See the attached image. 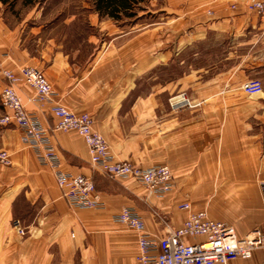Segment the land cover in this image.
<instances>
[{
    "label": "crops",
    "instance_id": "1",
    "mask_svg": "<svg viewBox=\"0 0 264 264\" xmlns=\"http://www.w3.org/2000/svg\"><path fill=\"white\" fill-rule=\"evenodd\" d=\"M250 1L179 0L172 12L165 5L174 17L159 25L160 45L85 55L56 50L51 26L39 22L44 4L0 1V92L10 85L3 71L37 68L55 93L52 105L91 116L116 159L167 166L174 186L157 199L133 179L91 173L82 138L52 131V106L31 103L33 89L18 80L11 86L51 130L62 170L90 177L104 207L69 208L51 170L22 144L17 128L0 126V150L11 162L0 165V264H134L137 234L114 222L126 206L159 237L182 225L188 214L179 206L188 202L192 212L204 210L233 227L238 238L264 232V88L257 99L241 91L247 80L264 81V20L247 9ZM171 65L178 76L155 82V68L166 72ZM144 76L149 90L140 92ZM176 91H186L199 106L173 112L166 102ZM6 113L0 104V116ZM15 219L22 220L24 236L14 231ZM251 256L228 264H264V248Z\"/></svg>",
    "mask_w": 264,
    "mask_h": 264
},
{
    "label": "built area",
    "instance_id": "2",
    "mask_svg": "<svg viewBox=\"0 0 264 264\" xmlns=\"http://www.w3.org/2000/svg\"><path fill=\"white\" fill-rule=\"evenodd\" d=\"M232 8H234L232 6ZM247 9L264 20V0L247 2ZM2 75L10 83L0 92V104L7 111L0 116V126L14 125L21 133L22 144L29 147L41 166L48 167L55 183L69 208L76 210H101L104 207L92 179L88 176L69 174L62 170L61 160L52 144L50 129H45L40 120L28 112L11 84L23 81L34 91L29 98L37 105L50 104V114L56 119L52 131H75L87 147L90 167L111 179L122 181L133 179L155 198H163L173 191V178L165 165L138 167L130 161L113 157L104 137L93 130V121L87 113L77 114L53 103L54 95L50 84L40 70L31 66L20 69L18 75L3 71ZM241 91L250 97L263 92V82L250 79L242 83ZM199 104L191 103L186 94L173 96L169 101L172 111L185 107L190 109ZM0 165L10 166L9 155L0 150ZM264 197V182H261ZM188 216L181 226L167 231L165 235L155 236L145 230L144 222L133 206L123 207L115 216L118 222L129 231L137 234L138 252L134 264H228L233 260H248L255 250L264 248V232L254 229L242 238L236 236L233 227L211 220L203 210L192 212L190 203L179 206ZM13 229L20 236L25 235L22 220L15 219ZM199 239L187 243L185 240Z\"/></svg>",
    "mask_w": 264,
    "mask_h": 264
},
{
    "label": "rangeland",
    "instance_id": "3",
    "mask_svg": "<svg viewBox=\"0 0 264 264\" xmlns=\"http://www.w3.org/2000/svg\"><path fill=\"white\" fill-rule=\"evenodd\" d=\"M42 2L41 4H44L42 7L44 18L40 19L39 22L41 24L48 22L51 26L48 35L50 38L53 37L54 45L57 47L56 50L59 52L77 51L78 55H85L96 49L160 45L159 25L164 26L171 21L174 14H168L167 12H172L173 9L180 7L179 0L168 2L167 0H151L144 5V10L138 11L136 20L116 22L112 19L101 18L94 13L89 0H44ZM165 5L171 10L164 12ZM25 13L26 8H23L22 15ZM155 75V82L162 84L169 78L177 77L178 70L176 65H171L166 72L159 67L155 68ZM261 81L264 88V81ZM147 84L146 77H142L138 84L139 91L149 90ZM184 93L191 103L199 104L186 91L173 92L170 98ZM262 93L257 97L249 96V98L257 99L262 97ZM170 98L166 102L168 107ZM185 109L191 110L185 107L173 112L178 113ZM90 170L93 174L101 175L91 167Z\"/></svg>",
    "mask_w": 264,
    "mask_h": 264
},
{
    "label": "trees",
    "instance_id": "4",
    "mask_svg": "<svg viewBox=\"0 0 264 264\" xmlns=\"http://www.w3.org/2000/svg\"><path fill=\"white\" fill-rule=\"evenodd\" d=\"M1 3L12 5L16 0H0ZM44 0H21L25 6H35L43 3ZM92 11L101 18L112 19L116 22L124 20H136L138 11L145 9V4L151 0H89Z\"/></svg>",
    "mask_w": 264,
    "mask_h": 264
}]
</instances>
